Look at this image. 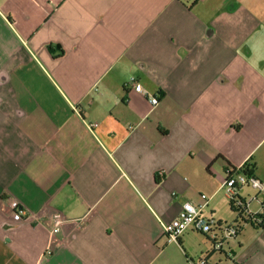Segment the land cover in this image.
<instances>
[{"label":"crops","instance_id":"crops-1","mask_svg":"<svg viewBox=\"0 0 264 264\" xmlns=\"http://www.w3.org/2000/svg\"><path fill=\"white\" fill-rule=\"evenodd\" d=\"M247 161L264 181V0H0V264L212 258L163 221ZM227 246L264 264V227Z\"/></svg>","mask_w":264,"mask_h":264},{"label":"built area","instance_id":"built-area-1","mask_svg":"<svg viewBox=\"0 0 264 264\" xmlns=\"http://www.w3.org/2000/svg\"><path fill=\"white\" fill-rule=\"evenodd\" d=\"M136 91L147 96L153 105L159 102L158 95L147 89L141 82L132 78ZM96 124V123H95ZM245 162L237 166H228L225 178L221 183L224 196L229 200L237 218L233 222H225L213 214L204 213L209 205V196L201 193L198 203L185 201L179 214L169 221H163L164 234L168 242H178L181 235L188 229L203 233L211 241L213 251L223 252L226 259L215 264H233V255L228 248L229 241L235 239L245 225L264 227V181L254 171L246 169ZM244 189L254 192L245 193ZM252 202L258 204L257 209L251 207ZM12 216L15 220L29 218L31 214L17 199L11 200ZM60 222V219H57ZM229 260V261H228ZM191 264H210L209 254L198 258H189Z\"/></svg>","mask_w":264,"mask_h":264},{"label":"rangeland","instance_id":"rangeland-1","mask_svg":"<svg viewBox=\"0 0 264 264\" xmlns=\"http://www.w3.org/2000/svg\"><path fill=\"white\" fill-rule=\"evenodd\" d=\"M250 191L254 192V190H252V189ZM217 207H218V210L216 213H214V216L218 219H222L223 221L230 223V222H233L238 216L237 212L235 210H233L232 207L230 206L229 200L226 197H224L223 199H221L218 202ZM251 207L253 209H257L258 204L256 202H252ZM208 215H210V214H208ZM194 233H196V235L197 234L202 235V234H200V232H194ZM208 241L210 242L211 249L213 251L212 243L210 240H208ZM213 254H214V256L212 258L211 257H209V258L211 259V262H216L218 260V258L221 257V254L217 251L213 252ZM203 255H205V253L202 254L201 256H203Z\"/></svg>","mask_w":264,"mask_h":264},{"label":"trees","instance_id":"trees-1","mask_svg":"<svg viewBox=\"0 0 264 264\" xmlns=\"http://www.w3.org/2000/svg\"><path fill=\"white\" fill-rule=\"evenodd\" d=\"M190 7L193 6L198 0H184ZM255 165L251 163L246 164V169L249 171H254Z\"/></svg>","mask_w":264,"mask_h":264}]
</instances>
